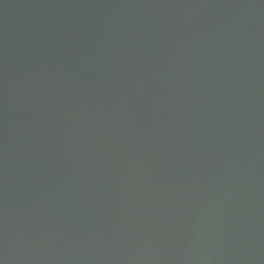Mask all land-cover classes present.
I'll return each instance as SVG.
<instances>
[{"label":"water","instance_id":"95a60500","mask_svg":"<svg viewBox=\"0 0 264 264\" xmlns=\"http://www.w3.org/2000/svg\"><path fill=\"white\" fill-rule=\"evenodd\" d=\"M0 264H264V0H0Z\"/></svg>","mask_w":264,"mask_h":264}]
</instances>
